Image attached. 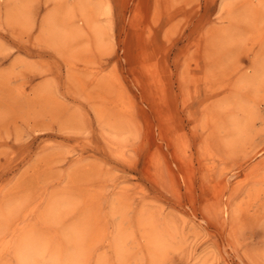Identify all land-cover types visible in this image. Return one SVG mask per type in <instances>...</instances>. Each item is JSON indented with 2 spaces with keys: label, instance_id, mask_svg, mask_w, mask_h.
<instances>
[{
  "label": "rangeland",
  "instance_id": "rangeland-1",
  "mask_svg": "<svg viewBox=\"0 0 264 264\" xmlns=\"http://www.w3.org/2000/svg\"><path fill=\"white\" fill-rule=\"evenodd\" d=\"M0 254L264 264V0H0Z\"/></svg>",
  "mask_w": 264,
  "mask_h": 264
},
{
  "label": "bare ground",
  "instance_id": "bare-ground-1",
  "mask_svg": "<svg viewBox=\"0 0 264 264\" xmlns=\"http://www.w3.org/2000/svg\"><path fill=\"white\" fill-rule=\"evenodd\" d=\"M257 73H258V72H257ZM255 75H256V74H255ZM255 77H256V76H255ZM226 205H227V204H226ZM222 210H223V209H222ZM227 210H228V209H227ZM227 212H228V211H227ZM226 220H227V219H226ZM33 239H34V238H33ZM32 241H33V240H32ZM32 241H31V242H32ZM37 243H39V241H38ZM16 246H17V245H16ZM43 248H44V247H43ZM29 251H30V250H29ZM36 251H37V250H36ZM14 252H15V251H14ZM23 253H24V252H23ZM32 253H34L33 250H32ZM13 254H14V253H13ZM26 254H29V253L27 252V253H25V255H26ZM0 255H1V254H0ZM21 255H22V254H21ZM23 255H24V254H23ZM26 256H27V255H26ZM49 257H50V256H49ZM22 258H23V257L21 256V259H22ZM30 258H31V256H30ZM58 258H59V257H58ZM21 259H20V260H21ZM28 260H29V259H28ZM28 260H27V261H28ZM40 260H41V259H40ZM27 261H26V262H27ZM24 262H25V259H24ZM11 263H12V262H11Z\"/></svg>",
  "mask_w": 264,
  "mask_h": 264
}]
</instances>
